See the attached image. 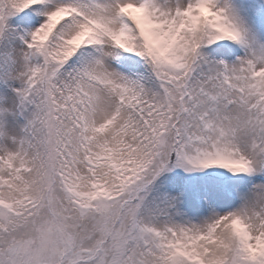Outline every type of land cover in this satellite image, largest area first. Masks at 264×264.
I'll list each match as a JSON object with an SVG mask.
<instances>
[{
  "label": "snow or ice",
  "instance_id": "obj_1",
  "mask_svg": "<svg viewBox=\"0 0 264 264\" xmlns=\"http://www.w3.org/2000/svg\"><path fill=\"white\" fill-rule=\"evenodd\" d=\"M0 264H264V0H0Z\"/></svg>",
  "mask_w": 264,
  "mask_h": 264
},
{
  "label": "rangeland",
  "instance_id": "obj_2",
  "mask_svg": "<svg viewBox=\"0 0 264 264\" xmlns=\"http://www.w3.org/2000/svg\"><path fill=\"white\" fill-rule=\"evenodd\" d=\"M233 47L235 48L236 46L235 45H233ZM196 175H202L201 173H198V174H196Z\"/></svg>",
  "mask_w": 264,
  "mask_h": 264
}]
</instances>
